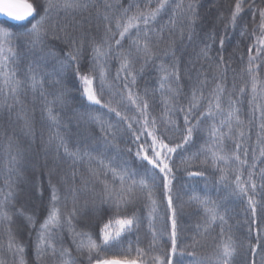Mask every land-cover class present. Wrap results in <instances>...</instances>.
<instances>
[{
	"label": "trees",
	"instance_id": "1",
	"mask_svg": "<svg viewBox=\"0 0 264 264\" xmlns=\"http://www.w3.org/2000/svg\"><path fill=\"white\" fill-rule=\"evenodd\" d=\"M24 1L0 264H264V0Z\"/></svg>",
	"mask_w": 264,
	"mask_h": 264
},
{
	"label": "water",
	"instance_id": "2",
	"mask_svg": "<svg viewBox=\"0 0 264 264\" xmlns=\"http://www.w3.org/2000/svg\"><path fill=\"white\" fill-rule=\"evenodd\" d=\"M34 15V8L23 0H0V20L13 24L25 22ZM107 264H127L119 260Z\"/></svg>",
	"mask_w": 264,
	"mask_h": 264
},
{
	"label": "rangeland",
	"instance_id": "3",
	"mask_svg": "<svg viewBox=\"0 0 264 264\" xmlns=\"http://www.w3.org/2000/svg\"><path fill=\"white\" fill-rule=\"evenodd\" d=\"M24 1V0H23ZM25 2H28V1H25ZM29 3V2H28ZM30 4V3H29ZM32 5V4H31ZM120 261V260H119ZM122 262V261H121Z\"/></svg>",
	"mask_w": 264,
	"mask_h": 264
}]
</instances>
